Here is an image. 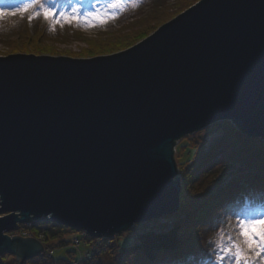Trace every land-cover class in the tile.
Segmentation results:
<instances>
[{"label": "water", "instance_id": "95a60500", "mask_svg": "<svg viewBox=\"0 0 264 264\" xmlns=\"http://www.w3.org/2000/svg\"><path fill=\"white\" fill-rule=\"evenodd\" d=\"M230 121L264 142V0H200L134 46L0 56V256L19 224L112 237L180 209L177 142Z\"/></svg>", "mask_w": 264, "mask_h": 264}, {"label": "trees", "instance_id": "16d2710c", "mask_svg": "<svg viewBox=\"0 0 264 264\" xmlns=\"http://www.w3.org/2000/svg\"><path fill=\"white\" fill-rule=\"evenodd\" d=\"M158 16L146 18L145 27L135 35L130 34L126 40H119L116 45L100 49L94 55L112 54L129 40L144 37L152 26L151 22L160 19ZM30 41L33 42L28 39L20 51L36 55L53 54L41 50L36 43L32 48L28 47ZM206 141L202 136L198 139L193 151L194 159L181 176L179 211L163 217L169 220L167 223L156 219L134 225L126 232L131 235V244L123 250L115 245V250L112 247L109 253H116V258L112 256L98 264H169V254L175 264H204L206 258L203 253L211 251L209 241L214 239L219 227H226L222 222L226 219L225 207L233 201L264 199V142L243 134L229 122L223 135L211 146L206 147ZM234 162L240 166L227 172ZM219 167H222L220 175L216 171ZM218 217L221 222L217 221ZM46 224L49 223L33 225L30 228L32 234L38 237L43 233L46 242L63 243L62 234L67 228L53 223L51 225L58 230L56 232L55 229H45ZM24 227L26 230L27 226ZM29 264H69V261L66 257L52 261L33 259Z\"/></svg>", "mask_w": 264, "mask_h": 264}, {"label": "rangeland", "instance_id": "374dc122", "mask_svg": "<svg viewBox=\"0 0 264 264\" xmlns=\"http://www.w3.org/2000/svg\"><path fill=\"white\" fill-rule=\"evenodd\" d=\"M199 1L200 0H122V2L126 4L124 8L106 9V5L115 2V0H99V2H97V0H83V5L80 8L81 15H83L86 10L94 11L95 9L91 7L93 3L96 4L97 8L101 9L102 14L105 12L109 14L112 12L117 13L115 19H109L106 24L96 27H84L75 23L57 24L53 30L51 22L45 21L42 16L34 19L32 22H29L26 16L24 18H21L19 15L8 16L0 20V56H9L19 53L30 54L20 50L28 39H32L33 42L30 41L27 45L28 47L32 48L34 43H36L41 50L53 52V54L44 53L43 55L68 56L72 58L95 57L94 54L100 51V49L116 45L119 40H126L130 34L135 35L140 28L145 27L147 22V20H145L146 18L155 14L159 15L158 17H160V19L151 22L152 26H149V32H147L144 37H136L133 40H129L124 47H120L118 51L116 50L114 52L117 53L144 40L160 26L169 22ZM18 2L19 0H3L0 6H14ZM134 2L137 3L138 6L133 7L132 4ZM57 3L70 11L72 5L78 3V0H57ZM58 14L59 10L57 12V15ZM149 24L150 22L147 25ZM227 122L231 123L230 121L214 123L198 132L184 136L177 142L174 157L180 180L182 174L185 172V167L194 159L193 151L197 147L198 139L202 136L203 139L207 140V145L205 146H211L212 143L223 135ZM231 124L234 125L233 123ZM239 164L240 163L234 162L227 172L230 170L232 171L233 168H238L240 166ZM221 169L222 167H219L216 170L218 175L222 172ZM163 217L157 220L162 219L160 223H167L169 220H165ZM44 222L49 223L44 225L45 229H55L54 231L58 232L56 228H53L51 225L53 223L51 222L32 221L27 224H19L17 230L8 234L10 237L20 236L23 238H37L43 243V252L37 257L22 261L21 264H29V261L33 259H36V261H52V259L57 260L60 257L68 258L69 264H98L100 261H108L112 256L116 258V253H109L110 249L112 247L114 249L115 245L121 247L123 250L131 244V235L127 234L131 229L120 234H115L112 237L93 238L82 230L69 227H66L67 230L62 234L61 239H63V243L57 241L46 242L43 233L36 237L30 230L33 225ZM24 226H27L26 230ZM80 250L82 254H79ZM2 256L3 258L0 259V264H20L21 259L17 260V256L15 255L4 254L1 255L0 258Z\"/></svg>", "mask_w": 264, "mask_h": 264}, {"label": "snow or ice", "instance_id": "6c2138e0", "mask_svg": "<svg viewBox=\"0 0 264 264\" xmlns=\"http://www.w3.org/2000/svg\"><path fill=\"white\" fill-rule=\"evenodd\" d=\"M99 2V0H97ZM3 0H0V4ZM83 0L73 4L71 10L62 7L57 0H19L14 6H0V20L8 16L27 17L29 22L43 17L55 25L77 24L84 27L104 25L109 19H115L117 13H101L96 4L91 5L94 11L80 14ZM126 6L122 0H115L106 5V9H122ZM138 6L137 3L132 4ZM59 10V14L57 12ZM222 222L226 227H219L213 240L209 241L210 252H204V264H264V199L256 201L248 198L244 201H233L225 207ZM221 222V218H217ZM169 264H175L170 254Z\"/></svg>", "mask_w": 264, "mask_h": 264}, {"label": "built area", "instance_id": "2783aa9c", "mask_svg": "<svg viewBox=\"0 0 264 264\" xmlns=\"http://www.w3.org/2000/svg\"><path fill=\"white\" fill-rule=\"evenodd\" d=\"M79 254H82V253H81V250H80Z\"/></svg>", "mask_w": 264, "mask_h": 264}]
</instances>
